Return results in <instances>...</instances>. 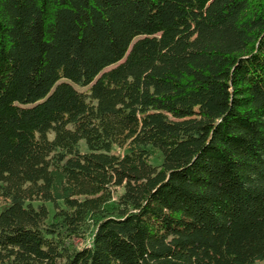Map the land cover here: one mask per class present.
I'll use <instances>...</instances> for the list:
<instances>
[{"label":"trees","instance_id":"16d2710c","mask_svg":"<svg viewBox=\"0 0 264 264\" xmlns=\"http://www.w3.org/2000/svg\"><path fill=\"white\" fill-rule=\"evenodd\" d=\"M257 263L264 0H0V264Z\"/></svg>","mask_w":264,"mask_h":264},{"label":"rangeland","instance_id":"374dc122","mask_svg":"<svg viewBox=\"0 0 264 264\" xmlns=\"http://www.w3.org/2000/svg\"><path fill=\"white\" fill-rule=\"evenodd\" d=\"M85 90V89H83ZM79 149L80 151L84 152L86 151V146H85V143L84 142H80L79 144ZM110 153H115V154H122L124 153V150L123 149H120V148H117V147H113L112 150L110 151ZM160 158L158 159V154H155L154 155V158L151 159V164L153 165H157L160 163ZM122 193V188L120 187H117V188H114L113 189V196L116 197L118 194ZM257 264H262V263H257Z\"/></svg>","mask_w":264,"mask_h":264}]
</instances>
